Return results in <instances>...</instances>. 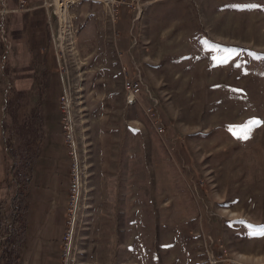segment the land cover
<instances>
[{
  "label": "rangeland",
  "instance_id": "374dc122",
  "mask_svg": "<svg viewBox=\"0 0 264 264\" xmlns=\"http://www.w3.org/2000/svg\"><path fill=\"white\" fill-rule=\"evenodd\" d=\"M102 1L54 14L82 170L57 264H264V0H140L123 29Z\"/></svg>",
  "mask_w": 264,
  "mask_h": 264
},
{
  "label": "crops",
  "instance_id": "0c3cea01",
  "mask_svg": "<svg viewBox=\"0 0 264 264\" xmlns=\"http://www.w3.org/2000/svg\"><path fill=\"white\" fill-rule=\"evenodd\" d=\"M49 1L27 0L19 11L17 0H0V241L12 229L17 264L58 263L69 199L70 158L58 107L64 82ZM61 1L76 2L83 18L100 8L99 0ZM115 16L122 29L132 21L124 7ZM91 26L85 20L80 46ZM118 43L124 50L126 36Z\"/></svg>",
  "mask_w": 264,
  "mask_h": 264
},
{
  "label": "built area",
  "instance_id": "2783aa9c",
  "mask_svg": "<svg viewBox=\"0 0 264 264\" xmlns=\"http://www.w3.org/2000/svg\"><path fill=\"white\" fill-rule=\"evenodd\" d=\"M104 6H106L110 11L116 12L119 7H124L129 11H133L138 9V5L140 0H103ZM19 11H24L27 9V0H17ZM68 4H65V7H68ZM48 6L51 8V0L48 3ZM53 13L56 14V10H53ZM114 15V14H113ZM61 35V31L59 30L56 39H58ZM142 89V80L139 75H136L135 78H128L127 90H124L127 93V102L130 98L137 99V96L140 94ZM71 102V95L66 94V87L64 84V89L62 94L58 100V107L61 115V129L65 138V143L68 148V155L70 158V183L68 189V219H67V232L65 236V240L68 241L70 234L73 230V219L75 218L76 212L78 209L76 208V199H77V174H80L81 168H77L76 163V153L74 151V124L69 120V105ZM162 131V130H160ZM13 180H16V176L12 174ZM12 234V229L7 237H5L2 241H0V248L2 247L3 242Z\"/></svg>",
  "mask_w": 264,
  "mask_h": 264
},
{
  "label": "snow or ice",
  "instance_id": "6c2138e0",
  "mask_svg": "<svg viewBox=\"0 0 264 264\" xmlns=\"http://www.w3.org/2000/svg\"><path fill=\"white\" fill-rule=\"evenodd\" d=\"M260 123H261L260 121H256V120L250 122V125L247 128L239 130L238 138L247 139L248 138V132L251 130V126L252 125H258ZM234 134H236V133L234 132ZM241 223H243V222H241ZM247 227L249 228V234L250 235L264 236V226L248 225Z\"/></svg>",
  "mask_w": 264,
  "mask_h": 264
},
{
  "label": "trees",
  "instance_id": "16d2710c",
  "mask_svg": "<svg viewBox=\"0 0 264 264\" xmlns=\"http://www.w3.org/2000/svg\"><path fill=\"white\" fill-rule=\"evenodd\" d=\"M22 167L26 168L25 163L22 164ZM12 237H13V232L10 235V237L7 238L5 242H3L2 247L0 248V264H12V262H10L11 253H9V249H8V247L15 244L14 238Z\"/></svg>",
  "mask_w": 264,
  "mask_h": 264
},
{
  "label": "bare ground",
  "instance_id": "6f19581e",
  "mask_svg": "<svg viewBox=\"0 0 264 264\" xmlns=\"http://www.w3.org/2000/svg\"><path fill=\"white\" fill-rule=\"evenodd\" d=\"M67 2V1H66ZM52 4V2H51ZM57 4H58V11L59 12H62L60 16H64V12L66 10L65 6L63 5L62 1L61 0H57ZM62 7V10L60 9ZM54 8L56 10V6L54 5ZM56 15H57V11H56ZM128 84V82H127ZM68 95V94H67ZM130 99H133V98H130ZM71 102H72V99H71ZM70 102V103H71ZM69 120H70V105H69ZM71 121V120H70ZM72 122V121H71ZM74 141H75V131H74ZM76 143V142H74ZM76 152V150H74ZM76 163H77V154H76ZM77 168H78V164H77ZM80 173H82V171H80ZM77 183H78V174H77ZM79 206H80V197H79V189H78V185H77V199H76V208L79 209ZM72 234V233H71Z\"/></svg>",
  "mask_w": 264,
  "mask_h": 264
}]
</instances>
